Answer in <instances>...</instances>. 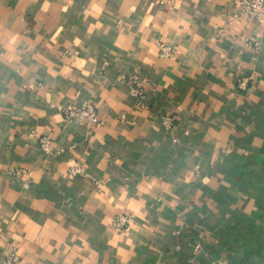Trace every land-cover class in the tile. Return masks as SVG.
Returning <instances> with one entry per match:
<instances>
[{
  "label": "crops",
  "instance_id": "crops-1",
  "mask_svg": "<svg viewBox=\"0 0 264 264\" xmlns=\"http://www.w3.org/2000/svg\"><path fill=\"white\" fill-rule=\"evenodd\" d=\"M87 104L89 127L68 117ZM16 260L264 264V10L0 0V264Z\"/></svg>",
  "mask_w": 264,
  "mask_h": 264
},
{
  "label": "built area",
  "instance_id": "built-area-1",
  "mask_svg": "<svg viewBox=\"0 0 264 264\" xmlns=\"http://www.w3.org/2000/svg\"><path fill=\"white\" fill-rule=\"evenodd\" d=\"M237 1H239L242 4L243 14L246 17H254V16L258 17L264 10V0H237ZM162 47H163L162 49H164L165 52V49L167 50V48H165L163 45ZM254 48L259 49V44L255 43ZM139 82H140V78L138 75H132L128 80V84H130V86H134L135 90ZM138 94L139 93H137V95ZM68 117L77 118V120L80 123L85 124L88 127L96 124L99 121L98 111L95 108V106L91 104L73 108L72 110L69 111ZM39 144L44 152L50 153V141L46 137H42L39 140ZM84 171H85L84 168L80 165H75L70 168V174L75 177L83 176L85 174ZM124 222H125L124 220L122 221L119 220V222L118 221L116 222V226L122 227ZM14 263L19 264L17 260L14 261Z\"/></svg>",
  "mask_w": 264,
  "mask_h": 264
}]
</instances>
